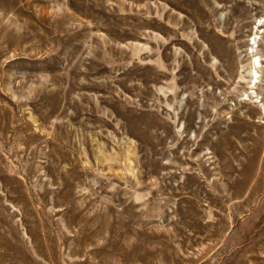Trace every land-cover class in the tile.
<instances>
[{"label": "rangeland", "instance_id": "1", "mask_svg": "<svg viewBox=\"0 0 264 264\" xmlns=\"http://www.w3.org/2000/svg\"><path fill=\"white\" fill-rule=\"evenodd\" d=\"M0 264H264V0H0Z\"/></svg>", "mask_w": 264, "mask_h": 264}]
</instances>
